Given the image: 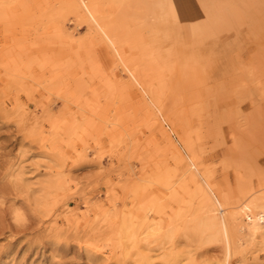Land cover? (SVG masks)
<instances>
[{
  "label": "rangeland",
  "instance_id": "374dc122",
  "mask_svg": "<svg viewBox=\"0 0 264 264\" xmlns=\"http://www.w3.org/2000/svg\"><path fill=\"white\" fill-rule=\"evenodd\" d=\"M263 204L264 0H0V264H264Z\"/></svg>",
  "mask_w": 264,
  "mask_h": 264
},
{
  "label": "bare ground",
  "instance_id": "6f19581e",
  "mask_svg": "<svg viewBox=\"0 0 264 264\" xmlns=\"http://www.w3.org/2000/svg\"><path fill=\"white\" fill-rule=\"evenodd\" d=\"M111 1L116 2V3H123V0H111ZM217 11H218V9H217ZM217 14H218V12H217ZM224 17H223V19H224ZM259 208L264 210V204L261 205ZM241 211H242V217H244L247 220V224H248L252 220V218L248 215V213H250V211H251L250 208L248 206H244V208ZM146 213H148V212H146ZM147 216H146V218H148ZM216 217H217L216 210H214L211 212V214L208 216V218H205L200 224L199 223H197V224L189 223V225L187 227L188 234L192 235V237L195 238L197 236H200L204 232L211 230V228L214 226V220L216 219ZM234 220L239 221V218L238 217L234 218ZM162 231H163V229L160 227V225L157 222H150V224L140 233H138L136 231H134L132 233H128L127 237H126V244L128 245V247L130 249L134 248L135 250H137L138 253L147 252V251H149L148 246L151 243L150 240L152 238L156 237L157 235L161 234ZM163 241H161L158 244L160 247L163 245V243H164Z\"/></svg>",
  "mask_w": 264,
  "mask_h": 264
}]
</instances>
